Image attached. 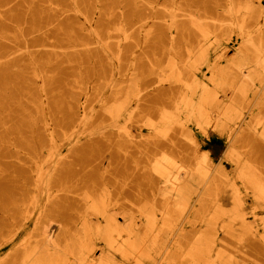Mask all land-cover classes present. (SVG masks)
Listing matches in <instances>:
<instances>
[{"label":"rangeland","instance_id":"obj_1","mask_svg":"<svg viewBox=\"0 0 264 264\" xmlns=\"http://www.w3.org/2000/svg\"><path fill=\"white\" fill-rule=\"evenodd\" d=\"M263 53L264 0H0V264H264Z\"/></svg>","mask_w":264,"mask_h":264},{"label":"bare ground","instance_id":"obj_2","mask_svg":"<svg viewBox=\"0 0 264 264\" xmlns=\"http://www.w3.org/2000/svg\"><path fill=\"white\" fill-rule=\"evenodd\" d=\"M232 17V16H231ZM246 28V27H245ZM256 48V47H255ZM260 49V48H259ZM252 50V49H251ZM243 54V53H242ZM264 54V53H263ZM253 55V54H252ZM202 62V61H201ZM257 63V62H256ZM253 67V66H252ZM228 73V72H227ZM231 73V72H230ZM232 75V74H231ZM242 81V80H241ZM252 83V82H251ZM193 89V88H192ZM221 96V95H220ZM151 101L153 102L154 101V109L157 110V111H160V110H163L164 109V105L159 103V102H156L155 100L151 99ZM253 125V124H252ZM251 125V126H252ZM206 160V159H205ZM186 165V164H184ZM185 169V168H184ZM192 170V169H191ZM175 178V177H174ZM208 179V178H207ZM163 207V206H162ZM87 215V214H86ZM110 216V215H109ZM98 221V220H97ZM108 222V221H107ZM94 224V223H93ZM91 226V225H90ZM96 227V226H95ZM97 228V227H96ZM111 228V227H110ZM51 229V228H50ZM50 229H48L50 231ZM48 231V232H49ZM80 233V232H79ZM219 235V234H218ZM176 239V238H175ZM221 245V244H220ZM63 247V245H62ZM78 258V257H77Z\"/></svg>","mask_w":264,"mask_h":264}]
</instances>
